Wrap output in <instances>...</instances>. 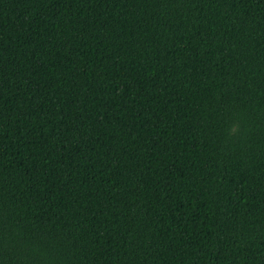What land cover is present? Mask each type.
<instances>
[{"label": "trees", "instance_id": "obj_1", "mask_svg": "<svg viewBox=\"0 0 264 264\" xmlns=\"http://www.w3.org/2000/svg\"><path fill=\"white\" fill-rule=\"evenodd\" d=\"M0 264H264V0H0Z\"/></svg>", "mask_w": 264, "mask_h": 264}]
</instances>
